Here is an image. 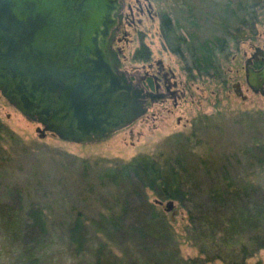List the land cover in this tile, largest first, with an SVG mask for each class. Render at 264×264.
<instances>
[{
  "label": "rangeland",
  "instance_id": "1",
  "mask_svg": "<svg viewBox=\"0 0 264 264\" xmlns=\"http://www.w3.org/2000/svg\"><path fill=\"white\" fill-rule=\"evenodd\" d=\"M208 4L237 6V0H208ZM153 6L156 12V4ZM142 19L136 30L128 29L129 42L118 43L122 69L129 72L153 70L156 66V13L153 19L146 15ZM263 25L264 22L258 26L260 31H264ZM138 30L144 32V41L149 44L150 65L135 55L143 37L138 36ZM211 62V68H216L226 80L222 89L218 80L209 76L206 82H198V87L187 92L173 112L164 110L156 118V105H151L144 117L94 143H70L49 133L40 137L36 132L40 125L27 120L0 95V264H25L19 250L29 239L14 225L8 207L13 212L15 208L22 209L16 212L19 217L26 216L25 212L33 207L43 211L46 231L38 247L41 264H92L98 244L109 241L100 223L101 214L116 212L115 201L125 191L99 181L93 171L138 155L179 154L200 177L202 186L209 182L201 173L202 160L213 164L227 161L245 180L264 186V163L261 168L258 166L255 151L252 157L243 152L256 141L264 142V96L245 90L243 58ZM237 81L239 92L232 85ZM84 163L89 164L87 171ZM146 193L149 202L159 199L151 191ZM162 201L159 206L166 217L175 229H182L185 210L174 201V208L166 211V200ZM77 219L83 228L74 231ZM123 224L127 227V220ZM12 227L21 237L9 231ZM72 235L84 240L79 249L72 242ZM111 238L119 242L108 244L114 252H120L122 240L116 235ZM178 248L182 257L197 254L189 241H180ZM257 262L264 264V249L248 259L249 264Z\"/></svg>",
  "mask_w": 264,
  "mask_h": 264
},
{
  "label": "water",
  "instance_id": "2",
  "mask_svg": "<svg viewBox=\"0 0 264 264\" xmlns=\"http://www.w3.org/2000/svg\"><path fill=\"white\" fill-rule=\"evenodd\" d=\"M121 21L122 0H0V95L40 125V137L87 144L131 125L154 95L119 68ZM245 74L263 93L264 65L246 62ZM173 208L166 200L165 210Z\"/></svg>",
  "mask_w": 264,
  "mask_h": 264
},
{
  "label": "trees",
  "instance_id": "3",
  "mask_svg": "<svg viewBox=\"0 0 264 264\" xmlns=\"http://www.w3.org/2000/svg\"><path fill=\"white\" fill-rule=\"evenodd\" d=\"M254 151L261 168L264 142L256 141L243 152L252 157ZM201 163V173L209 180L205 186L179 154L138 155L93 171L99 181L120 186L125 191L115 201L118 210L100 217L105 237L119 242L111 238L116 235L122 240L123 248L116 253L109 241L100 242L92 264H207L215 261L249 264L248 259L264 249V186L245 180L227 161L213 164L202 160ZM84 168L87 171L89 164L84 163ZM147 191L160 200L172 199L179 203L186 214L182 229H175L160 206L148 201ZM8 209L10 218L15 219L14 225L29 236L19 250L25 264H41L38 247L46 231L43 211L33 207L25 212L26 216L19 217L16 214L22 209L15 208L17 213L11 207ZM125 220L127 227L123 224ZM81 223L77 219L73 230L83 228ZM13 227L9 231L18 233ZM182 240L196 248L195 256L180 255L178 246ZM72 242L79 249L84 240L72 235Z\"/></svg>",
  "mask_w": 264,
  "mask_h": 264
},
{
  "label": "flooded vegetation",
  "instance_id": "4",
  "mask_svg": "<svg viewBox=\"0 0 264 264\" xmlns=\"http://www.w3.org/2000/svg\"><path fill=\"white\" fill-rule=\"evenodd\" d=\"M153 4H156V12ZM155 13V69H145L143 72L123 70L122 50L118 43H128V29L136 30L143 21L142 16L153 19ZM263 22L264 0H237V6H209L208 0H122V21L113 48L120 57L119 68L127 77L136 86L153 93V101L146 99L147 111L149 106L156 105V118H159L164 110L173 112L186 93L191 92L198 82H206L209 76L218 80L221 89L224 87L225 78L216 68H211L210 60L212 64L218 59L243 58L245 90L264 96V85L263 93L254 92L245 74L246 62L254 70L264 65V31L258 28ZM137 33L143 37L140 38L135 55L148 63L151 57L149 44L144 41L142 30ZM167 59H172L171 63L166 62ZM182 75L184 80H181ZM235 83L232 85L239 92L240 82ZM180 121L178 117L177 122Z\"/></svg>",
  "mask_w": 264,
  "mask_h": 264
}]
</instances>
